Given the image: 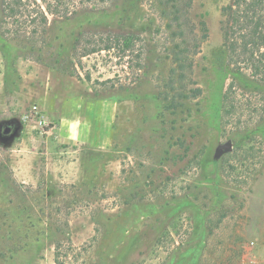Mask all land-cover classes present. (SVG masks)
Listing matches in <instances>:
<instances>
[{
	"label": "rangeland",
	"instance_id": "rangeland-1",
	"mask_svg": "<svg viewBox=\"0 0 264 264\" xmlns=\"http://www.w3.org/2000/svg\"><path fill=\"white\" fill-rule=\"evenodd\" d=\"M227 1L185 10L192 51L208 28L185 80L168 0H77L46 43L0 34V264H264V80L228 60ZM88 21L140 39L81 56Z\"/></svg>",
	"mask_w": 264,
	"mask_h": 264
},
{
	"label": "trees",
	"instance_id": "trees-1",
	"mask_svg": "<svg viewBox=\"0 0 264 264\" xmlns=\"http://www.w3.org/2000/svg\"><path fill=\"white\" fill-rule=\"evenodd\" d=\"M168 1L172 2V19L176 21L182 39L175 53L177 67L173 71L174 74L180 72L185 80L192 68L194 53L208 37V28L206 22L202 21L204 35L195 43L192 51L187 44V35L189 31L195 33V25L185 10H189L193 0ZM76 6L77 0H0V34L20 40L32 39L34 43L41 38L46 43L44 35L49 29V15L69 18L77 13ZM221 16L222 46L229 62L236 69H247L257 79L264 80V0H228L221 8ZM139 39L140 35L135 30H114L108 24L88 21L75 36L74 49L81 56L113 48L127 52L135 49ZM140 66L143 67L144 63ZM190 92H181L180 96L197 97L203 90L197 86L191 88ZM230 92L231 87L225 95L226 103L229 102Z\"/></svg>",
	"mask_w": 264,
	"mask_h": 264
},
{
	"label": "flooded vegetation",
	"instance_id": "flooded-vegetation-1",
	"mask_svg": "<svg viewBox=\"0 0 264 264\" xmlns=\"http://www.w3.org/2000/svg\"><path fill=\"white\" fill-rule=\"evenodd\" d=\"M9 127H11V126H10V125H8V126H4V127H3V130H4V131H8V130H9Z\"/></svg>",
	"mask_w": 264,
	"mask_h": 264
},
{
	"label": "water",
	"instance_id": "water-1",
	"mask_svg": "<svg viewBox=\"0 0 264 264\" xmlns=\"http://www.w3.org/2000/svg\"><path fill=\"white\" fill-rule=\"evenodd\" d=\"M9 129H11V127H9ZM5 132H7V131H5ZM229 147H230V145H229Z\"/></svg>",
	"mask_w": 264,
	"mask_h": 264
}]
</instances>
